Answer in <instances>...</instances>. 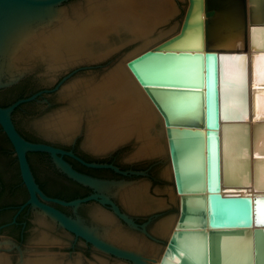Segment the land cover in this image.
<instances>
[{
    "label": "water",
    "instance_id": "95a60500",
    "mask_svg": "<svg viewBox=\"0 0 264 264\" xmlns=\"http://www.w3.org/2000/svg\"><path fill=\"white\" fill-rule=\"evenodd\" d=\"M192 5L193 0H0V91L14 86L44 87L8 106L0 104L1 130L14 148L20 170L19 175L12 146L0 132V204H16L25 197L22 178L29 197L20 210L31 206L36 212L22 241L18 228L0 226L5 228L0 231V252L8 253L9 264H206L200 258L202 250L215 258L221 247L226 259L231 252L239 264H264L260 254L264 231L256 232L264 225H257L255 218L257 198L264 194H252V187L264 189L257 187V156L264 155L260 146L264 128L257 129L253 123V150L258 154L250 186L226 187L234 193L223 194L228 169L226 130L247 123L244 145L250 153V121L225 119L234 109L227 107L223 81L219 116L215 115L209 104L208 61H203V87L192 89V64L200 62L186 55H247L250 48L253 57L257 53L250 45L264 46V24L253 23L252 0H203L202 41L198 37L178 42ZM219 13L237 18L243 52L222 51L220 46L226 43L215 42ZM262 15L264 5L257 4V19ZM179 24L178 32L128 61L164 117L180 194L176 220L161 122L120 62L177 31ZM201 42L202 47L192 46ZM200 92L204 93L203 112L193 113L191 106L201 101ZM39 95L43 96L40 100ZM35 99L37 103H28ZM23 103L28 104L21 107ZM14 119L26 136L41 141L25 137ZM55 144L76 145L91 156L116 158L120 164L143 170L88 162ZM30 152L41 180L53 169L47 156L36 152L49 154L63 174L94 192L73 200L47 195L31 167ZM65 156L89 167L111 168L124 177L86 174ZM237 197L253 201L251 228L238 218L242 202ZM90 201L95 205L80 207ZM52 202L72 207L74 214ZM12 213H0V221ZM72 235L97 250L86 252L82 245L74 249ZM250 243L259 244L251 258ZM241 247L243 255L239 254Z\"/></svg>",
    "mask_w": 264,
    "mask_h": 264
},
{
    "label": "snow or ice",
    "instance_id": "6c2138e0",
    "mask_svg": "<svg viewBox=\"0 0 264 264\" xmlns=\"http://www.w3.org/2000/svg\"><path fill=\"white\" fill-rule=\"evenodd\" d=\"M253 3V23L264 24V15L258 20L256 17L257 4L264 5V0H252ZM51 14V13H50ZM204 28L203 20V0H193L192 10L189 15V20L186 23L184 34L179 38V41L194 40L200 38L202 41ZM255 31V28H253ZM238 37H233L231 43L233 47L225 45L220 46L222 51H240L243 52V46L236 44ZM194 47H202L200 44L192 45ZM252 50L257 54L253 57L248 55H212L209 53L205 56H191L187 58L193 62L199 61L200 63H193L191 68V85L192 89L202 88L204 85L203 77V61H208V84L210 88L209 104L214 110L215 115L219 116V100H220V84L223 81L225 92L227 93V107L234 109L225 115L226 120H239L247 122L249 116L253 117V122L256 124L257 129L264 128V46H258L255 43L250 45ZM250 84L257 85L255 93H252ZM201 101L199 103L193 102L191 109L195 113L199 110L203 112V96L204 93H199ZM192 119L196 116L193 114ZM218 126V125H217ZM244 131L237 141V144H246L248 140L247 129L249 125H243ZM264 155L257 156V187H264ZM225 183L230 188H245L250 186L251 171L250 159L247 156L241 155L239 162L235 166H229L225 172ZM240 203L238 205L239 219L243 220L249 228L252 227V205L253 201L250 197H237ZM264 198H257L256 203L262 205ZM264 206V205H262ZM259 223L264 225V220ZM264 231V227L259 228L256 232ZM253 232V237L256 236ZM259 244H249L248 254L249 258L255 255L256 248ZM261 256L264 257V249H261ZM225 250L223 247L219 249L218 255L212 258L210 253L206 254V250H202L201 259L206 260V264H239L238 261L232 259L231 252L228 253V258H225ZM189 259L191 254L189 253Z\"/></svg>",
    "mask_w": 264,
    "mask_h": 264
},
{
    "label": "flooded vegetation",
    "instance_id": "af4514ba",
    "mask_svg": "<svg viewBox=\"0 0 264 264\" xmlns=\"http://www.w3.org/2000/svg\"><path fill=\"white\" fill-rule=\"evenodd\" d=\"M43 88H44L43 86H41L40 88H35L34 87L31 95L39 92ZM42 97H43L42 95H39L38 96V99L40 100V99H42ZM37 102H38V100L35 99V100H33L31 102H28V103H37ZM15 122H16V120H15ZM16 125H17V122H16ZM17 127H18L19 131L25 137H27L28 139H30L28 136H26L22 132V130L19 128V126H17ZM30 140H33V141H41V140H35V139H30ZM42 142H48V141H42ZM49 143H51V142H49ZM52 144H54V143H52ZM56 146L62 147V148L67 149V150H73L76 154H78L80 157H82L84 160H86L88 162L113 163V164L117 165L121 170H137V171L143 170V167H140L138 165H134V164H131V165H123V164H120L116 160V158H102V157L91 156V155L87 154L86 152H83V151L79 150L76 147V145H58L57 144ZM11 152L14 154L15 161H16L17 156H16V154L14 152V148L13 147L11 149ZM31 153H33V152H30L28 154V158H29V161L31 163V167L33 169V172L35 174V177H36L37 181L39 182V184L41 182L43 185H46L48 187H51L55 191H57L56 193H54L52 195H49V194H47L44 191L47 195H49L51 197H57V198L65 199V200H73L75 198H67V196L62 197L61 194L62 193H65V194L66 193H71L73 195L74 194L77 195L76 198H84V197H87L91 193L94 192V189L93 188H91V187H89L87 185L79 184L76 181L68 178L65 174H63L56 167V165L53 163V161L51 159V156L49 154L43 153V152H36V153H41V154L46 155L47 158H48V160H49V162L51 163L52 169H53L52 172L47 171L45 173V181L41 180L40 177H39V175L36 172V169L34 168L32 162H31V159H30V154ZM67 157H69V156H65V158L73 164V162L70 159H72V160H75V159L72 158V157H69L70 159H68ZM75 161H77V160H75ZM17 162H18V159H17ZM77 162L79 163L78 166H77L78 167L77 169H79L80 171H82V172H84L86 174H89V175H92V176H95V177L106 178V179L123 178L124 177V175H122L121 173H118V172L114 171L111 168H94V167H89V166H87V165H85V164H83V163H81L79 161H77ZM18 165H19V163H18ZM104 172H109L113 176L112 177H107V176H105V173ZM133 176H135V175L130 176V178L133 177ZM126 178H129V177H126ZM0 182H2V177L1 176H0ZM21 186L25 187V185H24V183L22 181H21ZM28 197H29V194H28V196H25L21 201L17 202L16 204H10L8 206L1 207L0 208V212L1 211L5 212V209H6V211L11 210L13 212L12 215H11V217H10L11 219L9 221L5 222V223L0 224V226L3 225V224H9L5 228H7V227H15V228H18L19 231H20V236H19L20 241H22L24 239V237H25L26 233L28 232L31 224L33 223V217L35 216V213H36L35 210L31 206H26L24 209L20 210V207L27 201ZM52 204L55 205V206H57L58 208L62 209L64 212H66L69 215H73L74 214L72 207L63 206V205H60L58 203H53V202H52ZM89 205H95V204L92 201H90V202L84 203L80 207H82V206L83 207L84 206H89ZM110 211H112V210L110 209ZM14 219H16V222L13 223V220ZM134 220H135L136 223H138L139 225H141V222H140V220L138 218L134 217ZM5 228L0 229V231L4 230ZM72 236H73L72 247L74 249H77V247H79L80 245H82L83 246V249L86 252H89L91 249L97 250L91 243H88L83 238L76 237L75 235H72Z\"/></svg>",
    "mask_w": 264,
    "mask_h": 264
},
{
    "label": "bare ground",
    "instance_id": "6f19581e",
    "mask_svg": "<svg viewBox=\"0 0 264 264\" xmlns=\"http://www.w3.org/2000/svg\"><path fill=\"white\" fill-rule=\"evenodd\" d=\"M178 31H176V32H178ZM175 33H173V34H175ZM218 44H221V43H218ZM226 45H231V44H226ZM241 46H242V44H241ZM249 51H251L250 48L247 51V55L248 56L250 55ZM121 66L124 68V70L126 71V73L128 74V76L130 77V79L132 80V82L135 84V86L137 87V89L139 90V92L141 93V95L143 96V98L145 99V101L148 103V105L150 106V108L152 109V111L154 112V114L156 115V117L158 118V120L162 123V126L164 124V127H162L164 145H165V150H167V152H168L169 160H171L170 153H169V147H168V141H167V135H166V130H165V121H164V117H163L162 113L160 112V110L158 109V107L156 106V104L152 101V99L150 98V96L146 92V90L143 87V85L137 79V77L135 76V74L133 73V71L130 69V67L128 66V62H127V65L124 64V63H121ZM252 85H253L252 92L255 93L256 92V89L255 88H257L258 86L255 85V84H252ZM153 104H154V106H153ZM154 107L156 108V110H155ZM250 119H253V117L251 115L249 116V120ZM250 122L252 123L253 120H250ZM242 129L241 128L239 129L240 132H241V134L244 131V129L243 130ZM228 130H229V128L226 130V134H225V151H226V158H227L228 168H229L230 165L231 166L237 165V163L239 162V158H240L241 155H244V156H247V157L249 156L250 159H251V156H250V153H249L248 148L245 147L244 144H239V145L237 144V141L239 140L240 137H238V136H235V137L234 136H231V134H229V133H232V131H230L232 129H230L229 131ZM260 146H263L264 147V134H263V140H261V142H260ZM257 154L258 153L253 150V158H252V161H254V158L257 156ZM169 165H170V166H168L169 176L172 177L171 179H174L175 180L172 163L169 164ZM253 171H254V168H253ZM253 171H251L252 174H253ZM222 177H223V169H222ZM226 187L228 188L227 184H223L222 185L223 194L234 193L231 190H227ZM171 189L173 190V192H172L173 201H176L177 200L178 201L177 204L180 206V194L176 190V185H175V192H174V188H171ZM252 194H264V189H261L260 190V189H256L255 187H252ZM262 205H264V202H262ZM262 205H258L257 213L255 214V216H256L255 217L256 218V224L257 225H258V223H259L260 220H264V206H262ZM176 220H177V216H176ZM243 249H244V247H241L239 249V251L241 250L240 253H239L240 255H243L244 254V250ZM4 255H6V254H4ZM4 255L3 256H0V264H9V257H6L8 254L6 256H4Z\"/></svg>",
    "mask_w": 264,
    "mask_h": 264
},
{
    "label": "crops",
    "instance_id": "0c3cea01",
    "mask_svg": "<svg viewBox=\"0 0 264 264\" xmlns=\"http://www.w3.org/2000/svg\"><path fill=\"white\" fill-rule=\"evenodd\" d=\"M220 13H223V11H221ZM220 13H219V16L217 17L216 22H215L216 34H217V36L215 38V42H217V43L223 42L226 44H231L230 47H233L234 44L231 43L230 41H232L233 37H238L239 39L236 41V44L241 46V44H243V40L241 39V37L238 36V31H236L237 18L234 16L226 18L224 15H222ZM226 46H229V45H226ZM249 53L251 54V51H249ZM249 57L251 58L250 55H249ZM252 88H253V85L250 84L251 91H252ZM255 89H257V88H255ZM250 120H253V119H250ZM253 123L254 122H252V123L250 122V136H251L250 156H251V169H252L251 171H253V161H252V158H253V136H252L253 135ZM240 128L241 127H238V126H236L234 128L230 127L229 130L232 129V130H230V131H232V133H229V134H231V136H234V137L235 136L241 137V132L239 130ZM251 175L253 176V174H251Z\"/></svg>",
    "mask_w": 264,
    "mask_h": 264
},
{
    "label": "trees",
    "instance_id": "16d2710c",
    "mask_svg": "<svg viewBox=\"0 0 264 264\" xmlns=\"http://www.w3.org/2000/svg\"><path fill=\"white\" fill-rule=\"evenodd\" d=\"M14 87L9 88L8 90H5V91H0V94H2V93L5 94V96L3 98H0V104L1 105L8 106V105H10L11 103H13L14 101H16V100H18L20 98L28 97V96H30L32 94V91L34 89V88H25V87L24 88H21V87L20 88H14ZM26 104H28V103H23L21 106L26 105ZM19 108L20 107H18L15 111H17ZM17 126H18V124H17ZM0 132L3 133L5 135V137L8 139V137L6 136L4 131L1 130V126H0ZM8 141L10 142L9 139H8ZM10 144H11V142H10ZM11 146H12V144H11ZM67 158L70 159L69 157H67ZM70 160L73 162L74 166L76 168H78L77 166H78L79 163L77 161H75V160H72V159H70ZM15 165L17 166L18 171H19V175H20V170H19V165H18L17 159L15 161ZM20 178H21V176H20ZM21 181H22V178H21ZM40 184H41L40 185L41 188L49 195H52V194L57 192L53 188L48 187L46 185H43L41 182H40ZM24 188L26 190V187H24ZM25 196H28L27 190H26V195ZM61 196L62 197L67 196V198H76L77 197V195H75V194L73 195L71 193H66V194L62 193ZM8 205H10V204H0V208L8 206ZM5 211H6V209H5ZM2 212L3 211H1L0 213H2ZM10 219L11 218H9L7 220L0 221V224L5 223V222L9 221Z\"/></svg>",
    "mask_w": 264,
    "mask_h": 264
},
{
    "label": "rangeland",
    "instance_id": "374dc122",
    "mask_svg": "<svg viewBox=\"0 0 264 264\" xmlns=\"http://www.w3.org/2000/svg\"><path fill=\"white\" fill-rule=\"evenodd\" d=\"M187 2H188V0H187ZM187 6V5H186ZM185 9H186V7H185ZM184 13H185V10H184ZM184 13H183V16H184ZM183 16H182V18H181V21H180V24H181V22H182V19H183ZM180 24H179V26H178V29H177V31L179 30V28H180ZM176 32V31H175ZM175 32H173V33H175ZM173 33H171L170 35H168V36H166V37H164V38H162L161 40H159V41H157V42H155L154 44H152V45H155V44H157L158 42H160V41H162L163 39H165V38H167V37H169V36H171ZM152 45H150V46H148V47H146L145 49H143V50H141V51H139L138 53H136V54H134V55H132V56H130L129 58H127V59H125V60H123L122 62H120V64L121 63H124V64H126L127 65V62H128V60L129 59H131L132 57H134V56H136V55H138L139 53H141V52H143L144 50H146V49H148L149 47H151ZM129 68V67H128ZM153 106H154V104H153ZM155 108V107H154ZM155 110H156V108H155ZM161 126H162V123H161ZM162 127H164V124H163V126ZM166 151V158H167V164H168V166H170L169 164H171V160H169V157H168V152H167V150H165ZM172 177H170V183H171V188H174V192H175V180L174 179H171ZM174 186V187H173ZM172 192H173V190H172ZM178 203V201L176 200V201H174V207H175V214H176V216L178 215V213H179V205L177 204ZM4 254H8L7 252H0V256H3ZM6 255H4V256H6ZM6 257H9V255H7Z\"/></svg>",
    "mask_w": 264,
    "mask_h": 264
}]
</instances>
